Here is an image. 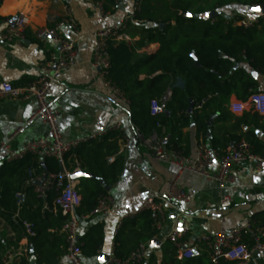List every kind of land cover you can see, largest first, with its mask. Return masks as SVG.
I'll return each instance as SVG.
<instances>
[{"label":"trees","instance_id":"16d2710c","mask_svg":"<svg viewBox=\"0 0 264 264\" xmlns=\"http://www.w3.org/2000/svg\"><path fill=\"white\" fill-rule=\"evenodd\" d=\"M1 1V0H0ZM101 4L103 12H113L116 0H95ZM249 6H260L264 0H236ZM232 0H218L216 7ZM138 10L134 11L133 25L139 34L136 47L157 43L158 50L141 58L132 45L110 41L108 52L110 66L105 79L116 87L127 100L128 114L133 128L142 139L152 136L162 140L164 151L189 154V146L182 134V128L192 119L197 137L208 139L209 113L207 108H220L228 103L234 94L238 100H245L250 91L255 90L256 81L252 73L239 64L246 61L252 71L264 74V14L251 27L238 25L241 16L213 18L201 16L200 10L192 11L188 3L176 0H138ZM194 12L196 16H188ZM134 22L128 21L126 29ZM151 23L152 26H146ZM197 62V63H196ZM235 64L237 66H235ZM143 74V78L139 76ZM180 78L184 86H175ZM170 92V96L165 95ZM204 104L197 108L203 98ZM190 100L193 107L188 112ZM163 103L161 113H151V102ZM247 123L245 117L241 119ZM122 132L109 130L97 141L84 143L63 158V166L58 161L46 158L38 162L32 155L20 160L4 161L0 166V219L14 232V240L0 232V258L11 245H16L23 236L22 221L31 224L33 236L27 237L29 264H58L66 253V239L60 229L68 217L60 212L43 210L46 203L53 206L54 193L40 198L25 185L26 173L30 167L57 172L62 168L68 174L81 171L92 177L80 181L76 188L81 194L77 215L88 214L96 204L99 195L109 193V188L117 181L123 170V157L118 150ZM241 139L246 140L253 153L264 154V143L257 139L253 131L232 137L223 142L210 137L211 146L223 149L226 145ZM199 143H203L201 140ZM220 143V144H218ZM43 163V164H42ZM102 181V183L100 182ZM24 193L21 204L16 205L15 193ZM18 209L19 219L15 223L13 214ZM250 219L264 226V212ZM151 213L144 211L124 218L113 238V251L119 258H125L141 243H149L158 233ZM104 225L95 222L78 237L82 257L98 255L103 244ZM160 262L150 253L140 263L132 264H188V260L177 258L178 248L166 241L162 246ZM24 258H16L12 264H25ZM223 261L221 264H227Z\"/></svg>","mask_w":264,"mask_h":264},{"label":"crops","instance_id":"0c3cea01","mask_svg":"<svg viewBox=\"0 0 264 264\" xmlns=\"http://www.w3.org/2000/svg\"><path fill=\"white\" fill-rule=\"evenodd\" d=\"M137 1L116 0L113 12H102L95 0H1L0 33L7 22L11 23L20 16L25 19L26 25L22 40L4 42L0 39V81L15 87L32 82L38 75L39 63L56 47V42L51 38L37 41L34 36L36 30L39 27L53 26L62 17L70 15L75 26L64 27L61 33L74 39L77 62L53 81L48 95L50 105L58 114L59 131L65 139L93 133H103V136L115 125L122 132L118 150L123 157V170L109 188V194L114 201L112 210L108 215L90 216L79 222L78 237L95 222H102L104 225V239L98 255L82 257V263L100 264L99 255H108L113 248L118 224L133 213L146 197H153L162 200L164 221L154 237L158 246L152 248L151 241L147 243L151 248L150 253L160 262L163 257L162 246L168 241L170 231L186 227L187 231L181 239V249L187 246L194 248L193 257L186 259L188 264H211L207 249L197 242L198 238L216 232L221 227L231 228L264 212V168L256 172L252 165L243 163L235 167V181L228 186L220 185L216 181H204L199 175L185 171L179 175V184L191 193L190 200L182 204L164 199L168 181L176 174L177 168L153 156L147 141L141 138L130 122L127 100L114 99L106 91L105 79L100 71L90 64L95 46L94 32L104 23H114L131 13ZM176 1L188 3L192 11L200 10L201 16L215 12V15L227 19L241 16L244 20L257 21L261 15L259 11H253L257 6L245 5L236 0L219 7H216L218 0ZM134 24L135 22L126 29L128 40L113 42L132 45L141 58L155 53L159 48L157 43L136 47L139 34ZM146 26L152 24L146 23ZM239 65L248 72H253L246 61ZM143 76L141 74L139 78ZM252 77L257 83L255 90L264 91V74H252ZM235 100L238 98L231 94L228 103L222 107L207 108L210 124L208 139L204 141L197 137L195 125L189 118L187 126L182 128L183 137L189 146L187 156L195 155L200 140L211 145L210 137L221 143L253 131L257 139L264 143V118L250 106L241 114L231 112L229 104ZM35 108V101L31 98L0 99V144L7 145L6 149L0 151V166L9 151L20 149L28 140L47 136L46 124L38 119L30 120ZM243 117L247 123L241 121ZM85 179L79 178L75 181L76 185ZM225 196L228 197L226 201ZM0 225V232H7L9 227L1 219ZM177 258L183 261L179 254ZM58 264H69L65 254ZM245 264H264V251L254 254Z\"/></svg>","mask_w":264,"mask_h":264},{"label":"built area","instance_id":"2783aa9c","mask_svg":"<svg viewBox=\"0 0 264 264\" xmlns=\"http://www.w3.org/2000/svg\"><path fill=\"white\" fill-rule=\"evenodd\" d=\"M102 11L100 3H96ZM138 10V3L135 4L131 13L118 19L114 23H104L94 34L95 46L92 52L90 64L98 69L105 79L106 71L110 66V55L108 52L110 41H126V23L128 21L137 22L134 19V11ZM103 12V11H102ZM256 21L244 20L236 21L238 25L251 27ZM25 19L20 16L12 23L7 22L0 33V39L4 42L20 41L24 37ZM75 22L70 15L62 17L53 26L39 27L35 32V39L42 42L45 38H51L56 42V47L48 56L39 63L38 75L30 83L15 87L10 83L0 81V99L13 97L17 99H33L36 108L30 120L38 119L48 127V134L33 140H28L18 149L9 151L5 161L10 162L20 160L26 155L34 156L38 162H43L46 158H51L63 166V158L69 152L75 150L84 143L97 140L103 133H93L89 135L77 136L70 139L62 137L58 127V114L49 103L48 95L53 81L65 70L70 69L77 62V48L74 39L62 35L64 27L74 28ZM106 91L112 94L114 99H126L122 93L105 79ZM170 96L168 92L164 99ZM208 97L203 98L197 105L200 108ZM250 106L264 118V91L252 90L245 100H235L229 104V109L233 113L241 114L246 107ZM164 110L163 103L151 102V113L157 114ZM109 130H120L118 125ZM150 152L159 161L168 163L177 168L176 174L169 179L167 191L164 199L171 203H187L191 198V193L186 191L179 184V175L183 172L197 174L204 181H216L220 185H232L235 181V167L243 163L252 165L254 171L260 172L264 168V154L253 153L250 144L241 139L226 145L223 149L214 148L205 143L196 146L193 157L183 156L177 152L167 154L162 145V140L152 136L146 139ZM6 143L0 144V151L6 149ZM215 167V168H213ZM69 174L63 168L57 172L44 171L38 167H30L26 173L25 185L31 186L33 192L40 198H46L49 192L54 193L53 206L46 203L42 209L52 213L60 212L68 219L60 229L65 235L67 247L65 256L69 264H83L81 251L78 243V228L80 220L90 216H105L112 210L114 203L112 196L101 194L96 200L93 209L86 215H77L76 209L81 202V194L76 188V183L68 178ZM24 193H15L16 205L20 206ZM228 197H224V201ZM149 211L158 229L164 221V207L162 200L146 197L129 216ZM18 209L13 214L12 220L16 223ZM222 222L223 219L221 218ZM120 223L118 224L119 227ZM24 234L17 241L16 245L9 246L0 258V264H12L16 258H24L25 264H29L27 237L33 236L34 231L31 224L22 221ZM187 231L186 227L180 230L173 229L168 234L171 241L179 251V258L186 260L194 255L192 246L183 247L181 239ZM6 236L14 240V232L7 230ZM207 249L208 258L211 264H245L250 261L254 254L264 251V226L248 218L243 223L231 228L221 227L216 232L203 235L198 238ZM151 248L147 243L139 244L127 257L119 258L115 255L113 248L108 254V259L101 264H132L145 261L150 255Z\"/></svg>","mask_w":264,"mask_h":264},{"label":"water","instance_id":"95a60500","mask_svg":"<svg viewBox=\"0 0 264 264\" xmlns=\"http://www.w3.org/2000/svg\"><path fill=\"white\" fill-rule=\"evenodd\" d=\"M257 8H259L260 9V13L261 14H264V4H262V5H260V6H257ZM215 12H210V13H208V14H206L205 15V17L206 18H213L214 16H215ZM188 16H196V14H192V13H188ZM12 23V22H11ZM197 63V62H196ZM235 66H237L236 64H235ZM252 74L254 75V76H256V72H252ZM175 86H178V87H183L184 86V83H183V81L180 79V78H178L177 80H176V82H175V84H174ZM192 107H193V101L192 100H190V103H189V107H188V112H190L191 110H192ZM208 124H210L209 122H208ZM208 133V132H207ZM43 164V163H42ZM78 173H80L81 175H77ZM82 177H84V178H90V177H92V175L91 174H88V173H84V172H81V171H76L75 173H72V174H69V176H68V178L71 180V181H73V182H75L76 180H78L79 178H82ZM100 182L102 183V181L100 180ZM104 188L105 189H107V190H109V187L108 186H104ZM158 242L156 241V239H152L151 240V243H150V246L152 247V248H154V247H157L158 245ZM102 258V259H101ZM107 259H108V255H106V254H100L99 255V263L101 264V263H104L105 261H107Z\"/></svg>","mask_w":264,"mask_h":264},{"label":"snow or ice","instance_id":"6c2138e0","mask_svg":"<svg viewBox=\"0 0 264 264\" xmlns=\"http://www.w3.org/2000/svg\"><path fill=\"white\" fill-rule=\"evenodd\" d=\"M253 11H260V9L259 8H255V9H253ZM77 175H81L80 173H78ZM102 259V258H101Z\"/></svg>","mask_w":264,"mask_h":264},{"label":"rangeland","instance_id":"374dc122","mask_svg":"<svg viewBox=\"0 0 264 264\" xmlns=\"http://www.w3.org/2000/svg\"><path fill=\"white\" fill-rule=\"evenodd\" d=\"M0 228H1V225H0Z\"/></svg>","mask_w":264,"mask_h":264}]
</instances>
